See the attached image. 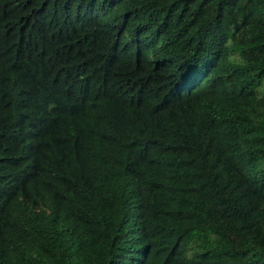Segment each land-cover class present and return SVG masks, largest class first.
I'll return each instance as SVG.
<instances>
[{
  "label": "trees",
  "instance_id": "trees-1",
  "mask_svg": "<svg viewBox=\"0 0 264 264\" xmlns=\"http://www.w3.org/2000/svg\"><path fill=\"white\" fill-rule=\"evenodd\" d=\"M0 264H264V0H0Z\"/></svg>",
  "mask_w": 264,
  "mask_h": 264
}]
</instances>
